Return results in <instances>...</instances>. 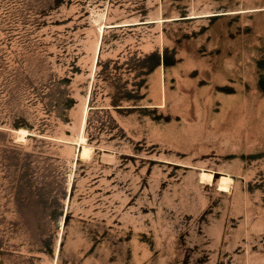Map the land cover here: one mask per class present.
Wrapping results in <instances>:
<instances>
[{
	"label": "rangeland",
	"instance_id": "obj_1",
	"mask_svg": "<svg viewBox=\"0 0 264 264\" xmlns=\"http://www.w3.org/2000/svg\"><path fill=\"white\" fill-rule=\"evenodd\" d=\"M0 264H264V0H0Z\"/></svg>",
	"mask_w": 264,
	"mask_h": 264
},
{
	"label": "bare ground",
	"instance_id": "obj_2",
	"mask_svg": "<svg viewBox=\"0 0 264 264\" xmlns=\"http://www.w3.org/2000/svg\"><path fill=\"white\" fill-rule=\"evenodd\" d=\"M24 131H25V130H23V129H20V130H19L20 133H24Z\"/></svg>",
	"mask_w": 264,
	"mask_h": 264
}]
</instances>
